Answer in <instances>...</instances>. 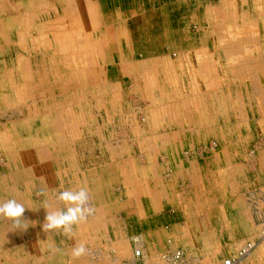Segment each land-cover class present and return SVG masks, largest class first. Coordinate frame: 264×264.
<instances>
[{
    "label": "rangeland",
    "instance_id": "1",
    "mask_svg": "<svg viewBox=\"0 0 264 264\" xmlns=\"http://www.w3.org/2000/svg\"><path fill=\"white\" fill-rule=\"evenodd\" d=\"M258 1L129 0L137 15L130 29L146 47L153 49L154 42L162 48L146 54L160 57L162 64L143 65L144 81L131 89L133 81H126L123 91H114L106 84L105 69L86 67L96 54L90 51L95 43L70 36L77 32L75 22L55 20L65 17L61 7L55 12L46 2L0 0V186L17 189L19 198L29 200L33 178L36 190L43 178L53 199L66 189L88 190L93 215L74 226L72 238L51 235L67 239L64 264H126L140 247L147 258L181 250L203 264H219L244 242L259 239L257 216H264V0ZM76 55L84 58L81 65L72 63ZM175 112L185 131L183 145L196 143L180 150L186 172L165 179L171 166L165 157L161 176L144 185L146 195L160 194L153 198L161 201L160 213H138L151 217L149 223L127 228L136 233L130 235L132 246L117 242L128 211L122 182L112 178V165H104L98 137L108 140L112 132V138L120 139L117 133L125 126L150 139L158 134L159 118ZM44 159L54 160L51 169L40 165ZM79 169L80 180L75 175ZM147 177L152 179L151 173ZM8 199L3 195L2 201ZM175 223L176 238L167 235ZM147 229L165 234L164 251L148 249L140 237ZM78 243L88 253L73 259L71 250Z\"/></svg>",
    "mask_w": 264,
    "mask_h": 264
},
{
    "label": "crops",
    "instance_id": "2",
    "mask_svg": "<svg viewBox=\"0 0 264 264\" xmlns=\"http://www.w3.org/2000/svg\"><path fill=\"white\" fill-rule=\"evenodd\" d=\"M39 1L43 3L46 2L49 6H55V12H58L60 7L62 8V13L65 14V17H55V20L58 22L65 20L66 23L69 21L75 22V29L77 32L75 34L72 32L70 33V31L67 33H70V36L76 35L90 38V45L94 46L93 43H95L94 48L90 50L91 54L96 53L95 51L97 48L100 49L101 57L95 59V55L93 54L90 64L86 67L90 69H105L107 77L106 84L110 87L114 86V91H123V85L126 81H133L132 86L130 85V89L136 86L138 82L144 81V73L140 71L143 65L145 66L148 64L145 66L146 68L158 67L162 64L160 57L146 55L149 53L148 51L151 50H153V54L156 52L160 53L162 48L158 46L156 49L154 42H150L153 49H151V47H146L147 42L144 41L143 38H139L140 34H138L136 30L133 32L130 29V23L137 22V19H133L137 15L135 10L131 9L129 0ZM39 1L29 0L33 5H36L35 2L38 3ZM41 9L43 12L44 8ZM44 24L45 23L41 26L42 29L46 28ZM41 33H43V31ZM137 57L144 58L138 61L136 59ZM127 89L128 88L124 90ZM205 116L208 117L209 114H205ZM178 118L176 112L170 115H163L159 118L157 123L158 134L150 139L148 137L144 138L140 129L137 130L139 132L135 133L130 127L125 126H122L117 133L120 139L112 138V132L108 140H102L98 137L99 145L97 148L103 150L102 157H104L105 162L107 163L110 161V164L104 163V165H112V175H115L112 176V178L122 182V196L126 200L124 201L125 209L128 211L126 213L128 215L126 218L128 221L125 223L126 225H122V232L121 230L118 231L119 236L117 238H119V241L117 242H127L129 246H132L130 235L136 233L127 231V228L131 230L134 225L140 227L143 224L147 225V223H149L147 220L151 217L142 218L138 213H149L150 211H152L153 214L160 213L159 210L162 207L161 201L155 202L156 200H153V198H158L160 194L155 190L146 195V186L144 187V185L146 181H156L159 176H161L163 165L167 163L166 158L168 159V163H171V166L168 167L172 169V178H176L180 172L185 171L182 167L184 160H180L179 158L180 150L182 147H191L192 145H196V143L193 141L186 144V146L183 145L185 131L183 132L184 128L183 124H181L182 121ZM167 126L170 128L176 127V129L166 131L165 129L168 128ZM193 138L195 139V136ZM160 156H162V159L159 160ZM52 161L54 160L44 159L39 162H41L40 165H44V169H49V165L53 164ZM39 162H37V165ZM57 162L59 163V161ZM135 166H138V168L135 169ZM58 167L59 172L65 174L64 165L59 163ZM34 169L35 167L33 166L32 171ZM96 169L98 168L94 167L89 169V174L92 176L90 177L91 179L94 178L93 175L96 174ZM149 173H151L152 179L147 177ZM183 174L186 175L187 173H182V175ZM75 175L78 176L80 180L83 176V172L79 169L78 173L75 172ZM33 181L34 178L32 180V188L27 191L30 193L31 200H29L27 196H25V198L23 196H21L23 198H19L20 194L17 189L0 186V201H2L3 195H7L24 204L27 209L22 219L29 225L26 230L13 229L9 221L0 218V264H64L65 262L64 250L67 249V242H65L66 238L51 237L54 232L57 234L60 231L45 233L42 229L47 211L43 206L47 204L49 211H57L64 209L65 205L58 199H53L51 197L47 190V185H43V178V188L41 187L39 190H36L37 188ZM34 195H36L37 200H33ZM146 197H148L149 206L146 205ZM178 232L179 228H177L175 223L171 225L170 233L167 235L176 238ZM164 235L165 234L160 230L150 229L140 233V237H143L146 244H149L147 245L148 249H153L155 252H162L166 249ZM253 263L264 264V240L258 243L250 254V257L246 258L241 264Z\"/></svg>",
    "mask_w": 264,
    "mask_h": 264
},
{
    "label": "clouds",
    "instance_id": "3",
    "mask_svg": "<svg viewBox=\"0 0 264 264\" xmlns=\"http://www.w3.org/2000/svg\"><path fill=\"white\" fill-rule=\"evenodd\" d=\"M57 199L64 203L65 208L49 211L47 204H45L43 208L47 211L42 229L45 233L60 231L62 235L72 238L74 236V226H78L87 220L94 211L89 202V192L86 188H80L79 190L66 189L58 193ZM26 209L24 204L15 198L0 201V218L9 221L13 229L26 230L29 225L22 219ZM87 253L88 249L83 243H78L71 250L73 259H79Z\"/></svg>",
    "mask_w": 264,
    "mask_h": 264
},
{
    "label": "built area",
    "instance_id": "4",
    "mask_svg": "<svg viewBox=\"0 0 264 264\" xmlns=\"http://www.w3.org/2000/svg\"><path fill=\"white\" fill-rule=\"evenodd\" d=\"M166 171L169 175L165 173V178L169 179L172 170L167 166ZM257 226L259 228V239L255 242H244L233 257L227 258L219 264H241L246 258H248L260 240L264 239V216H257ZM133 243L136 245L138 242L137 240H133ZM131 256V260L126 264H203L199 259L189 257L181 250H170L166 253L156 255L153 258H147L140 247L135 248Z\"/></svg>",
    "mask_w": 264,
    "mask_h": 264
},
{
    "label": "bare ground",
    "instance_id": "5",
    "mask_svg": "<svg viewBox=\"0 0 264 264\" xmlns=\"http://www.w3.org/2000/svg\"><path fill=\"white\" fill-rule=\"evenodd\" d=\"M256 1H258V0H256ZM259 2V1H258ZM228 3H229V1H228ZM258 4V3H257ZM80 5V4H79ZM229 5V4H228ZM82 6V5H81ZM79 7V6H78ZM100 8V7H99ZM229 8V7H228ZM84 9V8H83ZM80 10V9H79ZM78 11V10H77ZM57 12V11H56ZM119 15H121V14H119ZM218 15V14H217ZM216 16V15H215ZM218 16H220V15H218ZM88 17V16H87ZM80 18H81V16H80ZM122 18V17H121ZM218 18V17H217ZM254 20H255V18H254ZM222 21V20H221ZM83 23V22H82ZM222 23V22H221ZM217 26V25H216ZM213 27V26H212ZM100 29H101V27H100ZM107 29H108V27H107ZM215 29V28H214ZM22 35H23V33H22ZM257 37V36H256ZM29 39V38H28ZM115 44V43H114ZM24 45V44H23ZM257 45H258V43H257ZM111 48V47H110ZM258 49H259V45H258ZM114 50V49H113ZM112 50V51H113ZM96 54H95V59L96 58H100L101 57V52H100V49L99 48H97L96 49ZM68 54V56L70 55V53H67ZM214 56V55H213ZM116 57V56H115ZM73 58V61H72V63H79V64H77V65H80L82 62H83V60H84V58L82 57V55H79V56H73L72 57ZM192 60V59H191ZM261 61V60H260ZM11 63V62H10ZM125 63V62H124ZM259 63V62H258ZM253 67H254V65H253ZM236 71V70H235ZM238 71V70H237ZM231 73V72H230ZM96 74V73H95ZM99 74V73H98ZM233 74V73H232ZM135 75H136V73H135ZM96 76V75H95ZM99 76V75H98ZM100 78V77H99ZM197 79V78H196ZM257 79V78H256ZM237 80V79H236ZM138 81V80H137ZM199 81V80H198ZM239 82H241V81H239ZM100 83V82H99ZM141 83V82H140ZM238 84V83H237ZM236 84V85H237ZM252 86V85H251ZM254 86V85H253ZM253 89V88H252ZM251 89V90H252ZM202 90V89H201ZM259 90V89H258ZM256 92V91H255ZM254 92V93H255ZM259 92V91H258ZM255 95V94H254ZM261 95V94H260ZM189 97V96H188ZM123 99V98H122ZM259 99V98H258ZM21 109V108H20ZM64 109V108H63ZM64 112H65V110H63ZM180 111V110H179ZM262 111V110H261ZM13 113V112H12ZM140 113V112H139ZM261 113V112H260ZM1 117V116H0ZM8 119H9V117H8ZM10 120V119H9ZM7 122V121H6ZM9 122V121H8ZM188 129V128H187ZM188 131H190V130H188ZM193 132H192V130H191V134H192ZM120 134V133H119ZM126 134H127V132H126ZM181 135V134H180ZM10 136V135H9ZM112 137V136H111ZM13 138V137H12ZM104 139V138H103ZM17 141V140H16ZM19 150V149H18ZM30 151V150H29ZM22 154V153H21ZM178 154V153H177ZM26 157V156H25ZM33 158V157H32ZM34 161V160H33ZM143 161V160H142ZM48 163V162H47ZM177 164V163H176ZM24 165H26V164H24ZM153 168V167H152ZM51 169V168H50ZM143 198V197H142ZM140 200V199H139ZM244 210V209H243ZM43 214V213H42ZM100 214V213H99ZM101 214H102V212H101ZM93 215V214H92ZM104 222V221H103ZM67 238V237H66ZM250 238V237H249ZM41 240V239H40ZM251 240V239H250ZM262 240H264V239H261V241ZM260 241V242H261ZM43 249V248H42ZM250 257V256H249ZM257 258V257H256ZM251 259V258H250ZM17 262V261H16ZM254 264V263H253Z\"/></svg>",
    "mask_w": 264,
    "mask_h": 264
}]
</instances>
